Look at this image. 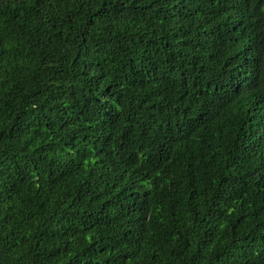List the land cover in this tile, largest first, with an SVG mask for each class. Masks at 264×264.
<instances>
[{
	"label": "trees",
	"instance_id": "obj_1",
	"mask_svg": "<svg viewBox=\"0 0 264 264\" xmlns=\"http://www.w3.org/2000/svg\"><path fill=\"white\" fill-rule=\"evenodd\" d=\"M0 264H264V0H0Z\"/></svg>",
	"mask_w": 264,
	"mask_h": 264
}]
</instances>
